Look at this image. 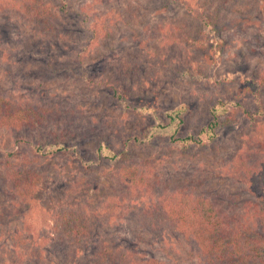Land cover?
I'll use <instances>...</instances> for the list:
<instances>
[{
  "label": "trees",
  "instance_id": "trees-1",
  "mask_svg": "<svg viewBox=\"0 0 264 264\" xmlns=\"http://www.w3.org/2000/svg\"><path fill=\"white\" fill-rule=\"evenodd\" d=\"M163 1L161 9L170 5L182 7L186 22L159 23V48L163 54L149 50L148 55L163 61L177 82L203 78L204 66L199 67L195 61L205 51L220 53L224 38L219 36L218 26L236 19L231 15L241 11L243 0H220L223 3L216 5V0ZM229 1L233 2L230 17L222 13ZM15 11L28 29L23 35L29 39L15 45L21 54L31 55L34 44L49 47L79 35L77 50L73 51V57L64 59L60 69L64 67L86 84L110 89L111 99L122 108L123 114L134 112L141 116L142 127L137 133L125 134L122 121L105 117L109 126L97 134L93 156L87 157L81 152L83 144L78 141V133L70 132L66 126L61 131L58 119L62 118L63 111L57 105L18 102L0 92V128L18 135L17 146L5 153L6 199L0 201V264H146L136 242L128 243L112 236L111 228L124 220L129 222L133 236L140 242L148 246L159 243L161 247L171 240L184 242L202 264H264V204H260L264 202V100L260 96L264 70L255 78L254 87L249 86L256 107L246 104L242 96L219 98L208 109V121L197 130H189L187 104L160 114L149 101H130L133 92L140 97L141 87L152 84L156 94L167 79L164 75L156 82L152 73L159 77L162 72L146 60L138 56L120 57L114 80L88 73L85 69L91 62L88 55L104 36L85 22L83 9L71 0H0V16ZM190 26L192 30L187 31ZM257 30L264 35V28L257 27ZM9 51L12 55L13 49L5 47L0 51V58ZM50 59L46 62L48 68H58ZM80 107H71L70 113L77 115ZM148 116L151 120H147ZM225 116L233 120L246 118L252 126L249 137L253 147L245 150L246 153H236L228 169L229 176L246 184L255 200L237 204L234 212H229V206L225 208L209 194L188 187L162 188L159 194H153L160 184L157 178L160 174L154 175V170L148 172L147 164L128 165L133 146L152 143L162 135L181 153L189 150L197 158L201 149L216 146L218 129ZM43 127L52 133L45 136L41 132ZM115 140L121 146L114 145ZM58 156L76 162L83 174L63 184L59 180L65 168L60 165L56 175L47 177L43 166ZM104 163L112 166L119 183L129 190V196L103 192L101 177L96 186L90 185L89 172ZM34 207L47 208L50 231L42 234L45 240L50 236L56 248L16 227L25 216L23 209L32 211ZM7 246L13 253L11 259L3 252Z\"/></svg>",
  "mask_w": 264,
  "mask_h": 264
},
{
  "label": "rangeland",
  "instance_id": "rangeland-1",
  "mask_svg": "<svg viewBox=\"0 0 264 264\" xmlns=\"http://www.w3.org/2000/svg\"><path fill=\"white\" fill-rule=\"evenodd\" d=\"M71 1L76 7L83 9L85 17L82 18H86L85 22L97 28L104 36L88 55L91 62L85 69L89 74L101 75L111 80L117 79L114 69L118 59L129 55L138 56L159 69L162 72L161 76L155 77V73H152L156 82H159L162 76H167L165 79L167 85L164 82L162 89L156 94L152 90L154 84L147 88L141 87L140 97L133 92V98H129L132 103H139L141 99L149 101L160 114L166 109L187 104L189 110L186 118L189 130H197L208 121V109L219 98L242 96L246 104L256 107V99L249 86L254 87L255 78L264 70V35H260L257 30V27L264 28V0H243L241 3L243 8L234 15L230 14L233 2L229 1L222 13L236 19L218 26L217 32L224 38L220 53L217 54L216 50L205 51L202 58L195 61L199 67L204 66L203 78L201 76V79L193 78L178 82L176 76H170L171 72L162 64L163 61L150 57L148 51L163 54L159 48V23L186 22L182 7L170 5L161 9L164 5L163 0ZM220 3L223 2L214 1V5ZM18 15L15 11L13 14L7 12L0 16V51L3 52L5 47L13 49L12 55H9L11 53L9 51L5 53L3 59L0 58V92L12 96L18 102L57 105L63 111L62 118L58 119L61 131H65V126L70 132L75 130L80 139L78 141L83 144L81 152L87 157L93 156L92 149L98 142L97 134L103 133L109 126L105 117L122 121L125 134L137 133L139 127H142L141 116L134 112L123 114L122 108L111 99L113 93L110 89L86 84L64 67L60 69L64 66V59L73 57V51L77 50L78 40L81 38L79 35L73 40L49 47L34 44L35 51L32 50L31 55L27 56L21 54V49L15 47L20 41L28 38L23 35L25 30L28 33V29ZM186 30H192V27H187ZM49 57L58 68H48L46 62ZM247 90L250 93L244 94L243 92ZM260 96L264 100V86L261 88ZM74 106H81L77 115L70 113V108ZM75 116H79V119ZM147 120H151V116H148ZM222 120L224 123L218 129L216 146L201 149L197 158L192 157L189 150L181 153L176 146L167 143L166 135H162L157 136L152 143L133 146L128 165L147 164L148 172L154 170V175L160 174V177H157L160 184L154 188L153 194H159L162 188L188 187L196 192L209 194L214 200L223 203L225 208L229 206V212L232 213L236 210L237 204L255 200L246 184L229 176L228 169L229 162L236 153H246L245 150L253 147L249 137L252 126L242 117L233 120L225 116ZM70 124L73 127L69 126ZM41 132L45 136L52 133L46 127H43ZM17 136L10 129L0 128V201L6 199L3 191L6 188L4 178L7 170L5 153L17 146L15 143ZM113 144L121 146L118 140ZM60 165L65 168L59 180L63 184L71 183L77 176L83 174L76 162L62 160L58 156L43 166L48 172L47 177L56 175ZM88 175L90 185L93 186L98 184L99 177L102 178L103 192L130 195L126 186L119 183L112 166L107 163L96 167ZM260 204L264 202L261 201ZM23 210L25 211L23 221L19 220L16 227L52 246L50 236L45 240L42 234L50 231L51 221H48L50 215L47 208L34 207L32 211ZM110 231L115 239L121 238L128 243L136 242L146 264H202L195 258L190 245L184 242L176 243L175 240H171L163 247L159 243L148 246L147 243L140 242L133 236L127 220L116 223ZM12 241L14 242L13 239ZM7 247L3 248V252H7L11 259L13 253L9 249L10 246ZM50 248L56 246L53 244Z\"/></svg>",
  "mask_w": 264,
  "mask_h": 264
}]
</instances>
